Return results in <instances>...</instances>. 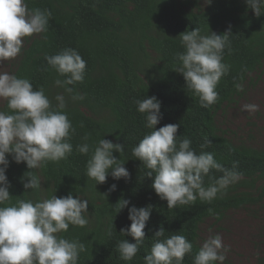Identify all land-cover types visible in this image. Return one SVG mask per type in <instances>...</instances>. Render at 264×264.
<instances>
[{
    "label": "trees",
    "instance_id": "16d2710c",
    "mask_svg": "<svg viewBox=\"0 0 264 264\" xmlns=\"http://www.w3.org/2000/svg\"><path fill=\"white\" fill-rule=\"evenodd\" d=\"M27 4L30 9L50 10L52 16L48 31L37 34L22 48L12 74L28 78L34 90L43 88L53 106L57 103L55 96L64 94V111L75 133L70 141L72 154L58 163L47 162L30 170L26 163L17 164L11 155L7 156L6 175L12 198L7 203L14 205L20 199L37 202L69 194L87 199L88 224L70 225L67 232L60 233L85 245L78 264H144L143 258L150 253L161 227L165 234L160 239L172 234L186 236L193 250L185 255L183 264H194L201 247L198 230L204 220L219 218L230 209L264 197V149L234 144L220 133L215 121L222 105L233 101L238 92L236 85H243L264 65V15L257 17L246 0H207L204 7L198 0H27ZM229 26L231 35L223 62L230 65V70L217 85V102L205 109L186 86L182 74L175 71L179 66L177 54L184 51L178 37L196 28L202 35H220ZM66 48L77 50L86 61L84 81L68 86L83 95V100L73 101L63 88L55 86L56 79L65 77L45 60V56ZM152 96L161 102L162 119L157 130L179 124L177 136L190 139L197 153L208 138L211 144L204 151L212 152L226 168L237 163L235 171L242 179L230 185L226 195H218L211 202L197 199L191 205L168 208L155 193L153 180L145 175L149 169L132 154V148L151 131L145 127V114L138 112L136 101ZM0 110L8 111L6 101ZM102 138L124 144L123 156L116 152L113 155L125 163L128 179L115 180L109 173L105 183L96 184L87 177L91 149ZM83 143L90 145L88 155L76 151V146ZM29 171L39 177L40 188H24ZM212 175L222 174L213 171ZM208 183L206 177L205 185ZM113 184L116 190L109 191ZM122 199L130 203L118 213L115 207ZM149 205L152 211L144 229V243L131 261H124L118 242L126 239L135 243L131 236L120 233L122 228L130 227L128 209ZM257 263L264 264V256Z\"/></svg>",
    "mask_w": 264,
    "mask_h": 264
},
{
    "label": "clouds",
    "instance_id": "9594fccd",
    "mask_svg": "<svg viewBox=\"0 0 264 264\" xmlns=\"http://www.w3.org/2000/svg\"><path fill=\"white\" fill-rule=\"evenodd\" d=\"M211 2V0H210ZM257 17L264 15V0H246ZM52 16L50 10L30 9L27 0H0V61L15 59L22 51L24 38L46 33ZM231 26L224 34L215 32L202 35L196 28L182 33L178 38L184 51L177 54L179 66L175 71L182 74L186 86L199 98L202 108H208L218 100L217 85L228 74L230 65L223 62V52L229 44ZM48 65L64 79H56V87L64 89L73 101L83 100L84 96L74 93L70 85L82 83L85 79L86 61L77 50L66 48L60 53L45 56ZM238 91L243 86L237 84ZM0 100L6 101L8 111L0 110V264H78L79 254L85 245L60 235L69 226L84 227L88 224L87 199L52 195L37 202L20 199L11 201V187L6 171L8 155L15 163H26L30 170L39 169L47 162L58 163L67 159L73 152L70 142L75 129L64 109L67 107L64 94H57L52 100L43 88L35 89L28 78L0 71ZM138 112L145 114V127L151 130L132 148V154L149 169L145 175L153 180L151 187L168 208L177 205H191L197 199L211 202L217 196L227 194L230 185L242 179L235 171L219 163L212 152L204 151L211 142L205 138L201 151L197 153L188 138L177 136L179 124H167L156 129L162 119L161 102L156 96L137 100ZM243 110L249 113L258 111V105L245 104ZM87 141L88 137L85 136ZM76 151L88 155L90 145L76 146ZM124 144L100 139L91 149L87 160L86 175L96 184L106 182L109 173L112 178L128 179L130 173L122 159ZM213 171L222 175L214 176ZM155 173V175H153ZM24 188L38 189L39 177L29 171ZM209 183L205 185V178ZM116 184L109 191H115ZM7 206H3L6 205ZM121 200L115 209L119 213L129 205ZM151 205L128 209L130 227L120 233L131 236L135 243L126 239L118 242L117 249L124 261H131L145 240V227L151 216ZM161 227L155 233V242L150 253L144 256V264H183L185 255L191 254L193 244L182 234L164 237ZM111 235V233H109ZM228 248L221 235L209 236L194 256V264H224Z\"/></svg>",
    "mask_w": 264,
    "mask_h": 264
},
{
    "label": "rangeland",
    "instance_id": "374dc122",
    "mask_svg": "<svg viewBox=\"0 0 264 264\" xmlns=\"http://www.w3.org/2000/svg\"><path fill=\"white\" fill-rule=\"evenodd\" d=\"M198 1L204 7L207 0ZM36 35L25 37L23 47ZM19 56L0 61V71L12 74ZM242 86L244 90L217 111L216 125L234 144L264 149V65ZM4 102L0 100V108ZM245 104L258 105V111H244ZM216 234L221 235L228 248L224 264H258V259L264 256V197L239 209H230L219 218L204 220L199 226L198 244L202 246L209 236Z\"/></svg>",
    "mask_w": 264,
    "mask_h": 264
}]
</instances>
